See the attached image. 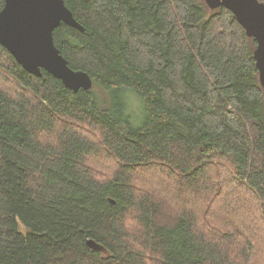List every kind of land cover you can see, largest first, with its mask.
Masks as SVG:
<instances>
[{
  "label": "trees",
  "instance_id": "16d2710c",
  "mask_svg": "<svg viewBox=\"0 0 264 264\" xmlns=\"http://www.w3.org/2000/svg\"><path fill=\"white\" fill-rule=\"evenodd\" d=\"M64 1L85 31L62 24L54 42L91 90L30 74L0 45V264H259L258 238L247 253L133 183L158 165L181 195L238 188L264 221L256 40L201 0ZM90 156L115 161L114 173L97 179Z\"/></svg>",
  "mask_w": 264,
  "mask_h": 264
},
{
  "label": "water",
  "instance_id": "95a60500",
  "mask_svg": "<svg viewBox=\"0 0 264 264\" xmlns=\"http://www.w3.org/2000/svg\"><path fill=\"white\" fill-rule=\"evenodd\" d=\"M211 10H230L245 29L246 36L255 39V61L264 89V2L260 0H201ZM0 10V45L16 59L24 70L38 77L43 71L61 80L74 92L91 90L92 77L82 70L69 67L54 42L55 29L62 24L84 32L64 0H5ZM88 245L97 249L93 240Z\"/></svg>",
  "mask_w": 264,
  "mask_h": 264
},
{
  "label": "rangeland",
  "instance_id": "374dc122",
  "mask_svg": "<svg viewBox=\"0 0 264 264\" xmlns=\"http://www.w3.org/2000/svg\"><path fill=\"white\" fill-rule=\"evenodd\" d=\"M129 105L133 114H136L134 116L138 118L139 115L137 114H139L140 105H138L136 101H133L132 104ZM78 131L80 130L78 129ZM86 132L84 135L94 142L97 141L96 137L100 136V133L97 131H91L90 134ZM44 137L43 140H47L48 143L53 139L52 136ZM87 159L88 165L95 173L97 179H107L114 173L115 161L112 159H107L103 156H90V158ZM224 166H226L225 162L221 163V166H217L216 170L222 176H220L218 180H215L216 176H214L213 180L215 182L222 181V179L228 175V172L223 170ZM139 170L140 171L133 176L135 179L133 183L136 186V190H143V193L154 191L155 197L162 198L169 205L168 208L170 210L174 209L177 212H189V214L195 217L194 220L196 224L198 222L199 226H206L207 221L214 230L217 229L238 236L242 244H238V246L242 248V250H249L250 245H252L251 243L258 238V262L259 264L264 263L263 218L260 214L255 213L254 209L258 207V204L256 205L254 202L245 204V202L242 201L243 195L238 192V188H224L219 191L221 192L219 196L209 200L205 199V194L199 195V193H197L198 195L195 198L191 195L179 194L177 190L178 184L176 185V183L173 182L174 180L165 174L163 168H158V165H153L151 167L147 166ZM213 180L212 183L214 184L215 182ZM212 200L214 201L212 202ZM134 221L132 216H128L126 228L129 234H136L137 231H140L138 224ZM22 231L26 232L24 228H22ZM248 250H246L247 253ZM250 260L246 264H249Z\"/></svg>",
  "mask_w": 264,
  "mask_h": 264
}]
</instances>
